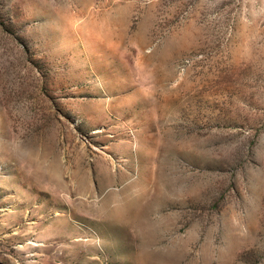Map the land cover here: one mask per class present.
Wrapping results in <instances>:
<instances>
[{
	"label": "rangeland",
	"instance_id": "rangeland-1",
	"mask_svg": "<svg viewBox=\"0 0 264 264\" xmlns=\"http://www.w3.org/2000/svg\"><path fill=\"white\" fill-rule=\"evenodd\" d=\"M0 264H264V0H0Z\"/></svg>",
	"mask_w": 264,
	"mask_h": 264
}]
</instances>
